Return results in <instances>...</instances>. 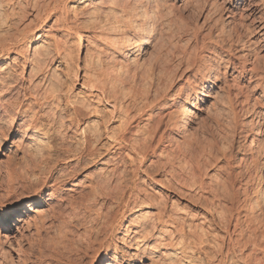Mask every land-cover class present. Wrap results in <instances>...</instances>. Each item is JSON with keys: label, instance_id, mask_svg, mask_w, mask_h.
Wrapping results in <instances>:
<instances>
[{"label": "bare ground", "instance_id": "1", "mask_svg": "<svg viewBox=\"0 0 264 264\" xmlns=\"http://www.w3.org/2000/svg\"><path fill=\"white\" fill-rule=\"evenodd\" d=\"M9 2L14 1L6 0L4 4L2 3L4 8ZM65 2L67 0H63L61 5L60 1L53 0L52 3L48 2L49 4L41 6L37 1L36 7L41 6L37 12V24L34 27L28 26V24L24 25L23 30L21 27L22 31H16V29L14 30L15 33L10 32L16 25L15 23L23 20L25 11L23 9L21 11L22 7L20 5L19 8H21L19 10L22 12L20 16L15 12V9L14 11L13 9L11 10L16 14L12 13L11 10L7 11L0 8V43L2 44L0 48V126L5 122L8 123V127L11 128L10 135L19 136L18 145L16 146L17 150L22 149V155L27 156L31 161H40V164L46 165L51 158L50 156H52V149L57 146L61 148L65 144L67 140L65 133L68 131H72L77 140L80 141L77 145L81 148V151H89L90 156L93 155L97 141L101 137L106 139L104 159L99 162H101V165H112V168L106 167L98 170L95 180L91 181L90 192L83 200L86 203L82 205L83 207L75 208L71 206L72 210L76 209L74 211L76 216L74 217L78 218L77 227L79 229L70 239L68 238L69 236L64 235L63 239L65 240L62 247L59 248L62 251V256H65V262L67 264H82L85 259H88L87 264H95L96 262L98 264H197L200 258H204L208 259L206 262L213 264L211 259L214 258L215 260L216 256L212 257L210 255L212 258H209L208 253L212 251L207 253L211 249L206 244L210 239H214L216 242L212 247H219L218 251L215 250V252L216 254L219 253L220 256L216 258L214 264H224V258H226L227 254H235L236 252L240 254L238 258L240 257L243 261L242 264H264V184H262L264 183V171L260 173L259 177L251 178L250 176L243 180L241 185H235L233 175L229 173V154L224 150H220V148L216 153L218 156L215 158L214 155V159L208 162L202 158H199L200 160L195 159L188 131L192 124L193 110L198 109L199 105L206 102L204 98L210 97L205 93L209 89L207 82L211 80V84H214V82L219 80L218 76L213 74L214 66H212L211 62L217 65L225 62V64L223 63L224 69L228 67L236 68L235 61L239 62V74L250 71V78L256 80L257 88L261 89L260 96L264 97V58H260L256 54L253 55L251 54L252 52L249 53L247 51V53H244L242 51L243 45L247 42L240 37L235 28L232 36H230L231 38H225V40L230 38L229 48L223 49L224 47L220 44L221 47H218L220 51L216 52L215 55H213V49L206 48L207 51L203 50L208 52V54L213 53V57L209 59H207L209 57L207 54H200V52L193 54L189 51H179L180 53L177 54L176 50L178 49H175L176 54L172 53L174 57L180 56L178 60H174L179 62L178 67L181 68H179L181 74L184 71L194 70L197 62L201 63V67L198 68L199 66H197L192 76L196 73L197 76H200L198 82L202 84V90L195 100L193 99L195 85L187 86V89L181 95H171L170 105L173 108L175 107L176 110L172 113L174 118H170L172 117L170 114L167 120L169 118L170 120L172 119L171 121L168 120L171 130H180V132L178 131V137L181 143L175 144L177 141H172V136H168L169 141L165 142V144H162L164 141L161 136L155 140L156 144H162L163 148H171L176 145L175 150L170 149L171 154H161L159 152L157 155L156 159H163L167 165H173L174 162L177 163L176 161L180 158L183 161L194 160H192L194 168L192 167L193 169L190 171L189 176L184 174L182 178L181 176L179 177L182 185L180 184V191L176 196L177 198L186 197L187 200L184 201L185 203L171 200L170 206L168 204L169 207H167L162 198L154 196L152 193V195L147 193L152 190L150 186L146 187L145 191L142 190L143 188L140 189L145 178L139 180L138 185L140 186L134 185L135 183L133 184L131 180H124L127 175L123 178L124 174L120 170L118 155L121 153L129 157L132 155L137 163L139 162L141 165L145 160V154L151 148V145H149L150 141L158 135L156 134L157 126L161 124V120L156 121L158 124L155 122L156 126L152 122V133L148 131L150 129L147 130L150 133L146 136V139L151 138L148 145L145 143V136H141L144 130L140 134L141 130H138L136 123L138 119L152 121L154 108H161L164 105L163 103L153 104L155 101L153 103H151L152 101H147L149 94L147 95L148 92L146 91L147 98L145 99L146 95H143L145 102L140 100V105H142H136L138 108L135 111L133 110V112L127 105L125 106L122 103V100L125 94L127 96L128 93L132 92L130 90V92L126 91L125 93L127 85L133 84V81L135 82L136 77H133V80L132 75H130L131 67L139 65L142 62L140 60H143L142 58L149 54V49L156 51L155 60L153 59L155 62L168 49L170 45L168 35L173 24L170 17L172 13L168 9L169 6L164 0H69L71 3L79 2L78 4L83 5L81 10L78 9L79 14L76 9L72 13L75 17H77V14L78 16H86L84 18L86 29H81V31L79 30V25L78 29L71 24V18L67 14L68 12L66 13L68 10L65 11ZM247 6L254 9L253 11L250 9V16L253 17L251 21L257 23L260 16L257 17L256 14L264 8V0H259L254 5L253 3L250 5L247 3ZM1 7L3 6L1 5ZM257 9L259 10L254 15ZM40 13H43V15H40ZM54 14L58 15L53 22L58 27L56 30H60V36L66 38L73 36L78 42L76 43L78 48L83 45V39L86 42L91 41L93 50L97 51V53L95 52L96 60L92 58L93 61H91L90 57L87 61L90 62L83 65L85 71L82 76L80 90L76 93H72V86L77 83V68L73 69L70 66L71 58L66 56L67 53H63L67 50L62 51L64 47L61 46V37H56L51 35V33L49 35L48 33L44 34L43 31H40L47 19L46 17ZM52 26L48 25V28H52ZM260 26L262 24L258 23V26L253 28V30L260 28ZM263 29L264 26L261 27V30ZM86 32L89 33L86 34ZM223 40L221 39V41ZM261 42L264 43V36ZM25 44H27V49L23 51L21 45ZM201 48L198 47V49ZM232 48H234V51L236 50L234 55L230 54ZM196 51L198 52L197 49ZM93 53L90 54L89 52L92 56ZM166 53L163 57L166 56ZM222 53H228V56ZM86 58L89 57L86 55ZM54 59L58 64L53 69L49 68V64ZM250 60H253L254 64L249 65L250 69L247 70L245 67L247 63L250 64ZM19 61L23 63L21 74L27 73L26 79L29 83L27 82L28 86L26 87L21 86V83L19 86V82L15 80L14 64ZM76 61L78 62V59ZM63 66L65 69L71 68L70 71L67 70L70 75L69 79H67L68 83L65 84L63 83L67 76H64L65 78L62 80L59 75L55 76L56 73H54L57 67ZM135 74L133 73V76ZM176 77L181 78V75L175 76L174 73L170 77V85ZM146 79L148 78L146 77ZM159 82L158 84L160 85ZM61 83L65 86L62 90H59V85L63 86ZM158 84L157 86H159ZM170 85L168 84V86ZM159 88L153 85L152 90H149V88L148 91H151L149 93L155 95V97L157 96L156 98L159 97L158 92L162 94L160 97H164L165 91L169 87L163 86L162 92L158 91ZM241 89L238 87L239 91ZM177 93L179 92L177 91ZM139 95H132L131 100L135 103ZM153 95L152 98L154 97ZM143 96L141 95L140 98ZM126 98L128 99L129 97L127 96L124 99L126 100ZM60 99H63L64 102L62 106L59 102ZM254 99L256 100L255 97ZM190 104L191 107H189ZM133 107L131 108L133 109ZM230 109H232L231 106ZM102 110L105 112L104 115L102 114L103 116H101ZM246 110L248 111V108ZM260 112L263 114L264 109ZM143 116H146V118ZM18 119L20 122L16 124ZM252 120L243 122L249 123ZM110 121L115 122L116 125L108 127ZM256 123L258 126L263 124L261 121H256ZM13 127H15V133L12 131ZM130 127L134 128V130L131 131ZM130 132H132L131 139L126 137ZM4 133L0 129V137H7V134L4 135ZM256 134L263 138L264 128L259 127L256 129ZM53 139L57 140V143H54L55 145L57 144L56 146L51 145V140ZM263 142L264 139L254 140L251 138L248 147L252 145L263 149ZM212 145L216 146V144ZM107 151H110V153H107ZM248 155L242 153L239 162L245 163L251 160L253 168L254 166L256 167V154ZM95 156L97 158L99 155ZM70 157V161L79 158V156ZM210 158H213V156L208 157L206 160ZM127 159L129 158L127 157ZM212 164L216 165L214 173L220 172V176L211 174L208 182H205L203 180L206 175L205 169ZM221 173H223V176H221ZM239 173L238 175L241 174ZM76 186L77 183H73L67 189L68 192H76ZM41 187L34 193L33 196L35 198L31 199L32 202L21 207L25 212H33L39 219L44 217L39 209L45 206L46 202L49 203L56 199L53 196L54 194L50 192L47 193V198L44 200L41 195ZM56 189L53 190L55 191ZM198 190L201 191L200 194L203 193L197 198L203 204V207H199L200 209L195 211L192 206L194 193ZM81 209L84 211L82 215L77 213ZM23 221L17 217L14 222L22 223L19 228L23 225L28 226V222L25 221L23 223ZM203 223H206V228L210 227L209 232L203 230L200 225ZM11 225V222L6 221L3 227H0V251L2 250L3 255H7H5V258L1 256L0 264H4L2 261H5L10 253L17 257V248L13 247L12 242V238L15 236L10 234ZM101 253H103V256H101ZM212 254L215 255V253ZM11 260L9 259L8 264H13ZM6 262L5 264H7ZM17 262L20 263V260L17 259Z\"/></svg>", "mask_w": 264, "mask_h": 264}, {"label": "rangeland", "instance_id": "2", "mask_svg": "<svg viewBox=\"0 0 264 264\" xmlns=\"http://www.w3.org/2000/svg\"><path fill=\"white\" fill-rule=\"evenodd\" d=\"M2 1L3 0H0L1 9H4V10L6 9L7 11H10L11 9H13L14 11L15 9V12L19 14L20 16L22 12H20L19 9L22 7L21 11L22 9L23 11H25L24 12L25 19L22 18L23 20H21V22L15 23L16 25H14L12 31L10 32V33H13L14 30L16 29H17L16 31L18 30L22 31L24 29V25H27V24L28 26L34 27L37 24L36 20H37L38 9L42 5L49 4L48 2L52 3L53 0H48V1L47 0H32V1L27 0L26 2L25 0H18V1L13 0L14 2L7 3V6L10 5L8 8L6 5H5L6 8H4V5H3L6 0L3 2ZM37 1L41 5L40 7H36ZM56 1H60V4L63 2V0H56ZM164 2L169 6L168 9L170 10V13H172L170 14V17H171V20L173 21V24H172L170 34L168 35V41L170 40L169 42L170 49L168 46V49L166 50L167 53L166 51L162 53L163 55L166 53V56L163 57V55L161 54L162 57L160 56V58L157 59V61L159 62L154 61L155 60L154 55L156 51L154 49H149V54L145 55L142 58L143 60H140L142 61L141 63L144 67L141 65L140 61H139L140 63L139 65L131 67L130 71L132 72V74L130 72V75H132V78L136 77L135 82L133 81L132 82L133 84L127 85L128 87L126 86L127 87L126 89H129V90L125 89V93L126 91L130 92V90L132 92L128 93L127 95L129 97L128 99L127 98L126 100L124 99L125 97H127L125 94L124 95L125 97H123V100H122V103L125 106L127 105V107H129L131 111L133 110L135 111L138 108V106L140 105V100L141 101L143 100L145 102V99L147 98L148 94L151 97L148 95L147 101L149 102L152 101L151 103L155 101L153 104H157L160 102L163 103L164 105H162L161 108L159 109L154 108L153 119H151L152 121H148V120L142 121V119H138L136 123L138 130H141L140 134H142L141 132L144 130L143 135L141 136H145V139H146L147 138L146 136L150 133L148 131H151L153 129L151 128L152 122L154 125L156 121L158 122L159 120H161V124L157 126L158 128H157L156 134L158 135H156V137H154V139L152 140L151 138H149V136H148L149 139H146L145 143H147V145L149 144L148 142L151 140L149 144L151 145V148L145 154L146 155L145 160L144 162H142L141 165L139 162L137 163V161L132 155H131L132 157L131 156L129 157V156H124V153H121L118 155L119 157L118 159L120 160V163H119L120 170H122L121 172L122 174H124L123 178L127 175L124 178V180L126 181L131 180L133 184L135 183L134 185H138L139 180H142L145 178L144 183L141 186L138 185L141 187L140 189L143 188L142 190H144V189H147L146 187L150 186L152 190L148 191L147 193L149 194L152 193L154 194V196H158L162 198L167 204L166 206L169 207L171 200L175 202L177 201L178 203H185L184 201L187 200L186 197L177 198L176 195H178V192L180 191L179 186L182 185V182H180L182 176L184 174L185 176L187 175L189 176V174L191 173L190 171H192V169L194 168L193 159H192L193 161L192 160L183 161V159L180 158L179 160L176 161L177 163L174 162L173 165H169V164L167 165V163L163 159H156L159 152L161 154H165V153L171 154L170 151L175 150L176 145H174V147L172 146L171 148H163L162 144H165V142L169 141L168 136L170 137L172 136L171 137L173 138L172 141L174 142L177 141L175 142V144L181 143L180 138L178 137L180 130L178 129L171 130L170 122L168 121L170 120V118H174V114L172 113H174V111L176 110L175 107L173 108V106L170 105L171 95H174V94L181 95L187 89V86L189 85H195V95H194L195 97H198L199 93L202 90V84L198 82V79L200 76L199 75L197 76V73L194 74V76H192V74L195 73L196 67L197 66H199L198 68L201 67V63L197 62L194 70L188 71V72L184 71L181 74L180 72L181 68L178 67L179 62L177 61L179 59L178 57L180 56L174 57L172 53H175L177 51V54H179L181 51L182 52L189 51L190 53L197 54L200 52V54H207L209 56L207 57V59H209L210 57H213L212 56L213 53H214L213 55H215L216 52L218 53L220 51L218 48L220 44H222L221 46L224 47V48L222 47L223 49L229 48V45H230L229 40L231 38L230 36H232L233 31H235L236 29L240 37H242L243 40L247 42L243 45L242 51L244 53H247V51L249 53L252 52L251 54L253 55L256 54L258 57L264 58V46H263L264 43L261 42L264 36L263 34L264 29L261 30V27L264 26V8L262 9V11L260 10V12H258L259 9H257L254 12V15L258 12L256 16L257 17L260 16L259 17L260 19H258L257 23H255L251 21L253 17L250 16L251 15L250 9L252 8L251 7L249 8L247 6V3L249 5L253 3L254 5V4H257L259 0H166V1L164 0ZM78 3L79 2L74 4V3L69 2V0H67V2L64 3L66 5L65 11L68 10L66 11V13L68 12L67 14L72 19V20L70 19V22L71 24H73L74 28L77 27L79 29L80 27L79 30L81 29L85 30L86 22L84 21V18H86V16L81 15L82 17L84 16L83 18L81 16H78L79 10L83 8V5L78 4ZM1 5L3 7H1ZM20 5L21 7L19 8ZM75 9L77 10L76 12L78 13L77 17H75L74 14L72 15V13L74 12L73 10ZM253 10L254 9H252V11ZM15 12H12V13H15ZM40 15H43V13H40ZM57 16L58 15L54 14V15H50L46 17L47 19L45 20L43 26L40 28V31H43L44 34L48 33L49 35L51 33V35H54L56 37H61L60 38V41L62 42L61 46L64 47L62 48V51L67 50L66 52L64 51L63 53L64 54L67 53L66 56L71 58L70 66L73 69L75 67L77 68V83H75L74 86H72V93H76L80 90V84L82 83V79H83L82 76L85 71V68L83 65H86V63L90 62V61L87 62L90 59V57H91L90 59L91 61H93V59L96 60L95 56H96L97 51L93 50L92 48L93 45L91 41L86 42L85 39H83L82 41L83 45L78 48L77 46L78 44H76L78 42H76L77 40L73 36H70L67 38L60 36L61 35L60 30L59 29L56 30V28L58 27L55 26V23L53 22L55 21L56 19L55 17ZM83 22L85 23L82 24ZM258 23H261L262 26H260V28L256 30H253V28L258 26ZM48 25H53V26L52 28H48ZM83 25L85 28L83 27ZM21 27H22V30H21ZM88 33L89 32H86V34ZM227 37H230V38L225 40V38ZM221 39H224L225 42H223L224 40L221 41ZM201 45L204 46L205 48L204 47L201 48L202 47ZM1 46L2 44L0 43V48ZM173 46L174 48H172ZM21 47H23V51H26L27 44L23 46L21 45ZM198 47L201 49H198ZM206 48L213 49L214 52L212 54H208V52H206L207 51ZM175 49H178V50L175 51ZM196 49L198 50V52L197 51L195 52ZM86 50L87 52H85ZM203 50H206V51H203ZM88 51L90 52V54L94 52L93 56L90 55ZM84 52L87 54H85ZM235 52L236 50L234 51V48H232L230 54L234 55ZM222 54L228 56V53H222ZM86 55L89 58H86ZM83 56L86 59H84ZM75 58L78 59V62L76 61ZM174 59H177V60H174ZM251 62H253V60H250L249 62L250 64L248 63L246 64L247 68L245 67V69L247 70L250 69L251 64H254V62L253 63ZM223 63L225 64V62H222V63H219L220 65L219 64L217 65L216 63L211 62L212 66H214L213 74L218 76L219 80H217L216 82L213 81L214 84L208 85L209 89H207L205 93L210 97L204 98L206 102L204 104L199 105L198 109L193 110L192 124L188 131L190 133L189 134L190 137L193 138V139L190 138V142L192 143L193 153H195L194 154L195 159L202 158L208 162L209 160L214 159V155H215V158L218 156L216 153L219 151L220 148H221L220 150H224L225 152H227V154H229L228 155L230 157L228 159L229 169H230L229 173H232L233 175L232 177L235 181V185L239 186L243 183V180L247 179L250 176L251 178L259 177L260 173L264 171V164H263L264 163V148L260 149L252 145L251 146L249 145L250 147H248V143L251 138H253L254 140L264 139V137L260 138L256 134V129H258L259 127L264 128V113L261 114L260 112L262 111V109H264L262 108L264 106L263 105L264 97L260 96L261 89L257 88L256 80H254V78H250V75H251L250 71L249 72L246 71V72H243L242 74H239V71H240V69L238 68L239 62L235 61L237 65L236 68L228 67L227 69H224L225 66ZM57 64L58 63L54 59L49 64V68L53 69L54 67H56ZM139 66L141 67V69ZM22 67H23L22 61H19L18 63L14 64L15 80H17L16 82H19L18 84L19 86L21 83V86L26 87L28 86L27 84L29 82L26 79L27 73L21 74ZM138 67H139V70H138ZM64 69H65L64 66L57 67L55 69L56 72L54 71V73H56L55 76L59 75V78L62 80L65 78L64 76H67L64 79V83L61 80L63 84L68 83L67 79H69L70 72H67V70L70 71L71 68L65 69L66 72H64L65 71ZM133 73L134 74L136 73V74L133 76ZM174 73H175V76L181 75V78L176 77V79L177 78L179 79L177 80L174 79L173 83L170 85V79H171L170 77H172ZM138 76H140L141 78ZM146 77L148 79H146ZM233 77L234 79H232ZM249 78L250 80H248ZM157 81L158 82L160 81L159 82L160 85L158 84ZM62 83L61 85H63ZM157 84L160 86V88L159 86H157ZM168 84L170 86H168ZM153 85L159 88L158 91L159 90L161 91L163 86L166 88L167 87L169 88L166 89L165 91L166 93L164 94V97L163 96L160 97V95L162 94L158 92L157 93L159 95L158 97L159 99H158L156 98L157 96L155 97V95L149 93L151 91H148L149 88H150L149 90H152ZM64 86L65 85L63 86L59 85L58 89L62 90ZM238 87L242 89L239 91ZM146 91L148 92L147 95H146ZM177 91L179 93H177ZM133 93L135 95L140 94L139 96H137V99H136L137 101L135 100L136 104L131 100L132 95L134 96ZM141 95L142 96L146 95L145 99H144V96L140 98ZM152 95L155 97V98L153 97L155 100L152 98ZM254 97L256 98V100L254 99ZM156 100H159V101H156ZM59 102L61 106L64 103L63 99H60ZM136 105L138 106L136 107ZM132 106H134L133 109L131 108ZM230 106L232 109H230ZM247 108H248V111L246 110ZM102 111H101V116L105 114V112L104 111L102 112ZM170 114L172 117H170ZM168 115L170 118L167 120ZM143 117L146 118V116H143ZM249 120H252V121L249 123H244L245 121L248 122ZM256 121H261L263 122V124L258 126ZM133 124L135 125V123ZM110 125L115 126L116 123L110 121L108 127H110ZM1 126H0V129L2 133L5 132L4 135L7 134L6 135L7 137H5L6 139H1L0 141V206H2L5 203H8V204H15V205H19L20 207H23L27 205L28 203L32 202L31 199L35 198V196L33 195L35 192L39 190L40 186H42L41 195L43 196L44 200H46L47 198L46 196L47 193H50V192L53 193L54 194L53 196H55L56 198L54 201H51L49 203L46 202L47 204L45 206H42L41 209H39V211H41V215L44 216L42 219H39L33 212L23 211L25 212V214L20 215L18 217H19V220L21 219L24 220L23 223L25 221L28 222V226L23 225L21 226V228H19V226L22 225L21 222L20 223H15L14 221L11 222L12 225L10 226V234L15 236L12 238L13 240L12 242H13V247L15 249L17 248L18 258L16 257V255L10 253L8 254L9 258L7 257L5 261L3 260L2 262H4L5 264L6 260H8L6 262L8 264L9 259H12L11 261H13V264H67L65 262V256H62V251L60 250V248L62 247L63 241L65 240L63 238L65 236L67 237L69 236L68 238L70 239V237L74 235L79 229L77 227L78 218L74 217L76 216L74 214L75 213L74 211H76V209L72 210L71 206L78 208V207H81L83 204H86L83 200L90 192V189H89L90 185L95 180V177L97 176V172H99L98 170L104 169L106 167H108L109 169L112 168V165H108V166L101 165L100 164L101 162H99L104 159L103 157L105 154L104 150L106 149V139L104 137H101L97 141L96 148L93 152V155L90 156L89 151H81V148L77 145V143L80 141L77 140V138L72 133V131H68L67 133H65L66 139H67L65 144L61 146V148L60 146H57L56 148L54 147V149H52L53 150L51 151L52 156H50L51 157L50 160L48 159L49 162L47 161L48 163H46L45 165V164H40L41 163L40 161H36V162L31 161L27 156L22 155L23 153L22 149L17 150L16 148V146L18 145L17 141L19 139V136L17 137V136L10 135L9 132L11 128L8 127V123L5 122ZM154 126H156V124ZM130 129L131 131L134 130V128H131V127ZM145 132L146 133L148 132V133L146 134ZM131 135H132V132L128 133L126 137L131 139L130 137ZM159 136L163 137L162 139L164 143L156 144L155 140ZM6 140L9 142H7V146L5 147ZM54 143H57L56 139L51 140V145L53 144L54 146H56L57 144L55 145ZM154 144L156 145L154 146ZM212 144H216L218 148ZM213 149L217 151L215 150L213 151ZM107 153H110V151L109 152L107 151ZM242 153H245L246 155L249 154L248 156L256 154L255 159L257 161V166L256 167L254 166L253 168V164L251 163V160H248L247 162H245L246 164L239 162V158L242 156ZM95 155H99V156L95 158L96 157ZM70 156H74V157L79 156V158H76L73 161H70L69 160L71 158ZM212 156L213 158L206 160L208 157H212ZM127 157L129 159H127ZM216 165H217V162H216ZM216 165L212 164L211 166H208L205 169L207 171V172L205 171L206 175L204 176V178L202 177L205 182H208V178L211 174L213 175L215 174V176L218 174L220 176V172L214 173V170H216ZM131 172L133 173L131 174ZM238 172H240L241 174L239 173L240 175H238ZM180 176L181 178H179ZM221 176H223V173H221ZM73 183H77L76 192H68L67 189ZM55 188L57 189L54 191L53 189ZM200 192L201 191L198 190V191H195L194 193L195 196H194V203L192 207L194 208L195 211L196 210L198 211L200 209L199 207H203V204L200 203L197 199L198 197L203 195V193L200 194ZM79 211L80 212H77V213H79L80 215L84 213L83 209ZM200 225L203 227L204 231L209 232L210 227L206 228L205 226L206 223H203ZM215 242L216 241L214 239H210L208 243L206 244V246L208 245V248L211 249V250H208L207 248L208 250L207 253L212 251L208 253L209 258L216 256L215 257V260H216V258L220 256H219V253L216 254L215 252V250L218 251L219 247H216V246L212 247V245ZM1 251L0 253L2 255L0 254V258L2 257L5 258L7 255L6 254L3 255ZM212 253H215V255ZM235 254L228 253L227 254L228 257L226 256V258H224V264H240V263L242 264L243 261L240 259V257L238 258L240 254L238 252H236ZM17 259L20 260V263H18L19 261L17 262ZM199 260L197 261V264H203V263L210 264L206 262L208 259L200 258ZM211 260L213 261V264H214L215 262L214 258H212ZM83 262L82 264H87L88 259H85ZM95 264H98V262H96Z\"/></svg>", "mask_w": 264, "mask_h": 264}, {"label": "snow or ice", "instance_id": "3", "mask_svg": "<svg viewBox=\"0 0 264 264\" xmlns=\"http://www.w3.org/2000/svg\"><path fill=\"white\" fill-rule=\"evenodd\" d=\"M208 84H211V80L207 82ZM195 96H193V99L195 100ZM191 107V104L189 105ZM19 119L16 121V124H19ZM13 133H15V127L12 129ZM0 139H6L5 137H0ZM7 141L5 143V147L7 146ZM23 209L19 205L15 204H8L5 203L2 206H0V227H3L4 223L15 221L16 218L20 215H23ZM101 256H103V253H101Z\"/></svg>", "mask_w": 264, "mask_h": 264}]
</instances>
